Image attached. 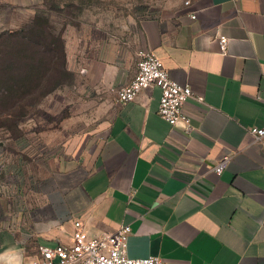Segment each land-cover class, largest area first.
I'll list each match as a JSON object with an SVG mask.
<instances>
[{
	"label": "crops",
	"instance_id": "crops-1",
	"mask_svg": "<svg viewBox=\"0 0 264 264\" xmlns=\"http://www.w3.org/2000/svg\"><path fill=\"white\" fill-rule=\"evenodd\" d=\"M186 1L88 0L64 23L74 83L47 95L62 93L64 123L96 127L79 135L78 152L69 153V143L58 157L47 218L32 223L37 249L70 241L79 219L89 237L130 225V257L264 264V139L249 132L264 124V0ZM43 2L31 0V13L15 27L34 23ZM141 50L154 52L174 80L203 97L184 105L190 129L159 115L158 87L118 102L116 90L136 75ZM226 154L232 160L215 173ZM21 246L1 240L0 263L15 251L23 261Z\"/></svg>",
	"mask_w": 264,
	"mask_h": 264
},
{
	"label": "rangeland",
	"instance_id": "rangeland-1",
	"mask_svg": "<svg viewBox=\"0 0 264 264\" xmlns=\"http://www.w3.org/2000/svg\"><path fill=\"white\" fill-rule=\"evenodd\" d=\"M43 1L42 11L37 12L34 22L39 17H47V14L49 17L54 15L56 22L54 24L50 20V27L57 36L64 30V23L73 22L80 7L88 2ZM91 1L112 3V0ZM30 2L0 0V68L5 69L0 75V241L7 238L8 246L18 242L24 249L23 261L20 262L19 252L15 251L16 257L8 260L7 264H26L37 254L33 235L37 225L33 228L32 223H41L47 218V198L55 191L58 157L65 153L69 143V153L78 152L82 142L79 135L96 127L94 121L86 125L78 121L64 123L62 93L55 98L40 94L42 90L50 89L57 79L62 82L60 88L74 83L70 75L53 76L56 74L54 58L52 52L44 51L47 46L41 48L28 41L27 44L18 43L2 34L19 30L15 25L31 13ZM45 27L30 21L22 29L27 31L25 33L31 30L36 34ZM42 33L44 40L50 42L52 37L45 31ZM32 69L36 74L27 78L25 75ZM78 110L77 100L72 103L73 114ZM7 111L13 116H8ZM68 135L72 137L70 141L66 140Z\"/></svg>",
	"mask_w": 264,
	"mask_h": 264
},
{
	"label": "built area",
	"instance_id": "built-area-1",
	"mask_svg": "<svg viewBox=\"0 0 264 264\" xmlns=\"http://www.w3.org/2000/svg\"><path fill=\"white\" fill-rule=\"evenodd\" d=\"M227 42L226 37H220L219 44L222 51H226ZM149 87H158L161 90L159 115L171 125L184 124L190 129L191 118L184 112V105L190 98L194 97L202 101L203 97H195L189 85L174 80L162 59L154 52L141 50L137 73L129 83L116 90L117 100L123 104L134 101L144 89ZM249 132L255 140H263L264 124L250 127ZM232 157V154L224 155L214 166L215 173L221 174ZM73 225L74 231L70 241H60L52 245L40 244L35 257L26 264H167L165 259L159 256L127 255V243L132 232L130 225H121L113 232L96 237L87 235L79 219H73Z\"/></svg>",
	"mask_w": 264,
	"mask_h": 264
},
{
	"label": "trees",
	"instance_id": "trees-1",
	"mask_svg": "<svg viewBox=\"0 0 264 264\" xmlns=\"http://www.w3.org/2000/svg\"><path fill=\"white\" fill-rule=\"evenodd\" d=\"M34 23L36 25H41V24L46 25V27L44 29H42V31L43 32L45 31V33L49 34L50 37H52L50 42H46L44 40L45 35L42 33V31H41V33H40V31H38L36 34H34L33 31H31V30L28 33H25L27 31L22 29L19 31L5 32L2 34L8 35V37L11 40H15L18 43H22V44L26 43L27 44V41H28V43H31V45H34V46L40 45L41 48L43 46H47V48L44 49V51L45 52L47 51L48 53H51V52L53 53V58H54V65L53 66H54V69L56 70V72H55L56 74H53V76L54 75H60V76L69 75V72L66 68V53H65V45H64L62 35L57 36L56 33L51 30L50 22H49L47 17H39V18L35 19ZM27 51L29 53L30 49H28ZM2 70H5V69L0 68V75L5 72ZM35 74H36V72L33 70V71L27 73L25 76L27 78H29L28 76H32ZM61 85H62L61 80L57 79L55 84L50 89L42 90V92H40V94L42 96L47 95V94L51 93L52 91H54L56 88L61 87ZM7 115L13 116L8 111H7Z\"/></svg>",
	"mask_w": 264,
	"mask_h": 264
}]
</instances>
